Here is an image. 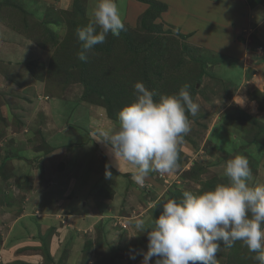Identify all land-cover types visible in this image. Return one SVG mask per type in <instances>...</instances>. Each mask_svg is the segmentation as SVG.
<instances>
[{
	"label": "rangeland",
	"instance_id": "1",
	"mask_svg": "<svg viewBox=\"0 0 264 264\" xmlns=\"http://www.w3.org/2000/svg\"><path fill=\"white\" fill-rule=\"evenodd\" d=\"M59 1L61 0H0V56L3 55L1 45L4 40L16 45L22 37L24 41H31L30 44L24 46L27 53L34 54L30 59H35V61L41 59L47 63V60H50L51 57L57 58L54 63V65H57H55L56 67L49 68L48 64L46 67H36L42 69L41 80L37 79L38 75L29 71V67H0V79L2 78L0 109L2 108L5 115L8 114L6 115L8 118L4 120L0 117V178L14 175L15 172L22 173L23 176L27 175V177L30 174L28 169L10 170V167L18 165L8 163L7 161L10 158L16 159L17 157L29 166L30 161L33 159L31 156L32 150L41 151L38 163L45 161L44 158H47L50 151L56 150L65 141L66 138L64 139V137L66 135L70 136L69 141L74 139V135L77 136L78 141L79 138L82 140L83 137L95 139L96 136H103L105 130L112 127L113 124H116L113 130L119 128L118 113L122 108H119L118 104L122 103L124 99H115L112 102L110 100L105 101L104 98L102 100L99 89L93 97L84 99L86 88L79 80L82 67H78V65L70 67V62L65 60L66 49H77L78 44L75 40L71 43L64 41L68 35L70 36V33L74 35L72 32H76L77 29L75 30L76 23H74V20L68 21L69 15L64 13L70 9L58 7ZM115 1L123 23L136 27L139 17L133 24L126 20L124 5H126L127 0ZM156 1L165 3L164 0ZM211 1L213 0H204L192 6L196 2L195 0H180L179 4L184 3V9L180 12L173 11L174 13L171 16L168 4L165 3L167 10L154 22L156 25H160L163 31L170 32L161 35L162 37L169 36V42L163 44L168 48L171 45L174 46L172 48L174 51L172 50V53L167 51L168 53L163 55L162 62L160 61L159 64H163L162 66L167 68L164 70L162 82L157 80L158 84L155 89L158 95L157 101H159L161 95L178 94L184 85H188L191 98L199 105V111L195 116L186 113L190 121V131L184 136L180 146L183 147L186 154H182V161L186 162L185 166L188 164L192 168L194 164L199 163L202 165L203 171L200 172V182L191 180L189 174L186 178L184 176L182 178V175L188 173L186 172L188 169L181 166L174 171L180 182H172V185L168 186L167 191L164 192L165 195L160 198H157V195L162 186L160 185L158 189V183L163 182V186H167L170 181L166 182L165 174L159 172L150 173L148 182H145L143 186H136L139 192L132 188L133 184H131V187L129 186L127 189V194L122 199L121 193H117V190L109 183H104L101 187L95 186L96 190L93 193L95 202L101 203L102 199L106 200L107 203L104 206L108 207L110 202L112 203L109 206L110 209L116 208L115 205L120 212L117 215L112 211L110 217H108L110 219L108 225H112L114 231L111 230L112 233H110L109 226V229H106L107 231L103 232L98 228L99 230L94 232V235L89 233L90 237L87 238V241L88 243L92 242L94 246H88L86 249L79 251V254L77 252L75 257L72 258L71 264H79L78 260H81L80 264H142V254L147 251L148 240L147 233L136 229V220L143 219L145 228L151 230L153 219L158 218L163 211L161 205L170 199H174L175 195L181 196L178 199L182 200L185 191L194 195L204 193L202 192L204 190L202 186L209 181L219 180L214 182H220L218 185L223 184L221 180H227L225 178H228L224 174V165L235 156L247 158L252 173L249 181L250 186L264 185V136L255 140L258 132L257 125L253 122L257 120L258 125H264V73H262L264 71V46L262 44L259 47L255 46L258 38V34L255 33L256 28L252 26L249 29L245 26L238 40L244 43L247 52L246 59L249 57V63L253 66L255 64V67H226L229 71L225 70V67H216L219 63L222 66L225 61L221 59V55L208 51V43L203 46L198 39L206 34L210 35L213 40L209 43L217 50L222 49L220 46L226 44L222 43V40L216 39L224 38L226 34L224 27L228 25H226L228 17L241 15L243 9L230 7L232 5L223 0V3L232 12L229 15L223 13L221 6L212 8ZM247 1L252 10H255L261 4L259 0ZM261 1L264 2V0ZM98 2L99 0H79V3L87 9L85 14L88 21H93L92 12ZM136 2L145 4L147 8L149 7V4L142 0H136ZM261 12L263 14V11ZM86 19L84 18V20ZM174 21L181 27L177 26ZM79 28H82V26H79ZM13 31H15L14 34L18 32L17 34L20 37H14V34H11ZM48 31L51 33H48ZM179 32L182 33L183 37L178 35ZM158 36L157 34L156 37ZM38 43H41L42 46ZM43 45L49 49L51 56L48 51H40V54L39 50L35 51L36 48H45ZM123 48L124 45L120 44V54ZM129 56L119 57L116 54L115 58L118 62L120 61L119 64L117 63L118 66L127 64ZM109 57L112 59L111 55ZM109 61L110 59L106 62L102 60V66L100 65V67H108ZM96 63L94 65L98 64ZM39 64L41 63L35 62L34 65L38 66ZM168 67L186 68L172 73ZM195 67L198 68L195 70ZM199 68H201V71H198ZM18 69H22L21 71L27 69L30 77L24 72L20 76L21 78L16 77L15 73ZM242 70H244L243 73ZM14 77L17 78L18 84L23 87V91L17 92L15 96L10 95L8 99L9 101L21 100V102L19 101L21 104L17 101L16 109H13L15 106L6 104L8 93L5 90L7 88L3 87L5 80L12 82ZM169 77L173 78L168 80ZM144 80L146 83V79ZM137 82H140V80ZM29 85L32 86L28 89L24 88ZM157 90H160V92ZM102 91L107 90L102 89ZM25 105L30 108H25ZM112 109L113 115L111 116L113 117L109 113ZM26 114L31 117L29 118L32 120L31 123L29 119L27 122L25 119V122L21 120V117ZM95 115L97 117L101 115V118H97ZM94 118L98 120L92 122ZM238 125H243V128L238 127ZM80 129L82 131L86 130V136H82ZM53 138L58 140H53ZM70 144L72 143H65L62 148L65 149ZM96 150L99 151L98 148ZM92 152L93 148L84 146L79 155L80 162L87 169V177L90 178L94 176L97 167L108 165L106 157L101 153L98 154V152H95L97 154L92 159L86 161V156ZM61 171H63V166L58 167V172ZM20 176L22 177V175ZM151 180L154 183H151ZM158 180L159 182H157ZM89 182L90 180L86 182L87 186H90ZM16 185L18 186L20 183L18 182ZM225 185H227L226 181ZM27 188H30L29 183ZM63 193L64 189L56 194L63 198ZM168 194L173 197H168ZM87 199H92V195L88 193ZM154 199H157L156 202ZM125 214L127 217L123 216ZM115 215L119 217L114 218ZM120 217H122L121 220ZM115 223L116 225H113ZM123 225H126V228H123ZM39 236L43 237L44 235ZM43 238L45 239L46 236ZM238 243L239 241L235 244ZM235 249L233 256L230 257L231 248H226L221 244V249L217 253L218 264H239L244 261H246V264H259V261L254 259L256 253L249 252L242 245V242L235 246ZM71 252L69 248L65 249L64 247L57 263L54 260L53 263L66 264L68 258L70 259L73 255ZM44 254L47 255L46 260L51 262L52 260L45 248ZM133 256H135V259L131 258ZM156 259V257H153L150 264H155Z\"/></svg>",
	"mask_w": 264,
	"mask_h": 264
},
{
	"label": "crops",
	"instance_id": "2",
	"mask_svg": "<svg viewBox=\"0 0 264 264\" xmlns=\"http://www.w3.org/2000/svg\"><path fill=\"white\" fill-rule=\"evenodd\" d=\"M179 1L180 0H164V2L168 4L170 16L174 13L173 11L180 12L184 9V3L179 4ZM195 1L196 2L193 3L192 6L204 0ZM226 1L229 2V5H232L230 7L243 9L241 15L232 18L230 16L228 17V22L226 21V25H228L227 27H224V32H226L224 38H214L216 40H222V43H225L226 45H221L220 48L222 49L220 50L215 49L209 43V41L213 39L207 34L199 37L198 40L201 41L200 43L203 44V46L207 43L209 44L207 45L209 52L216 53L217 55L219 54V56L221 55V59L225 62L222 66L220 63L217 64L216 67H225V70L227 71H229V69L226 67H255V64L253 66L249 63V57L246 59L247 52L245 51V45L238 39L245 26L249 29L253 26V28H256L255 33L258 34L259 38H257L255 46L259 47L261 44L264 46V2L259 0L261 4L258 5L255 10H252V7L247 0ZM223 2V0H213L211 1V6L212 8H218L221 6L223 13L225 12L226 14L231 15V10L227 8ZM73 3L74 0H61L59 1L58 7L62 9H70ZM124 7L126 8H124L126 11V20L132 24L135 23L139 15L147 9L145 4H138L136 0H127ZM261 11H263V14ZM174 23L177 25L175 21ZM14 32L15 31L11 32V34H14ZM17 33L18 32L14 34V37L19 36ZM30 43L31 41H24L22 37L21 41L16 45L10 44L8 41L4 40L1 45V47H3V55L0 56V64H2L0 67H28L27 65L30 62H41L46 67V65L49 64L48 61L50 62L51 60V53L48 51L50 60L48 59L47 63L41 59H36V61L35 59H30L34 54L27 53L24 48V46H27ZM36 50H39V54L40 51H47L38 48H36L35 51ZM21 70L22 69H18L16 71L18 73V75L15 73L16 77L21 78L20 76L23 75V72L24 74L27 73V69H25L26 72ZM243 72L244 70H242V73ZM262 73H264V71H262ZM16 77H14V81L12 82H7L5 80V84L3 85L4 88H7L5 90H7L6 92L8 93L6 104L15 106L13 109H16L17 101L19 103L21 100L9 101V96H15L17 92L23 91V87L21 84H18ZM219 80L221 79L219 78ZM238 83L240 84L239 80ZM0 85L2 88V78L0 79ZM31 86L32 85H29L24 88L28 89ZM25 108L29 109L30 107L25 105ZM1 113H3L2 108ZM10 114L12 115L11 112ZM3 115L5 118H8L6 117L8 114L5 115L3 113ZM28 116L29 115L27 114L24 115L21 117V120L24 121L25 119L27 122L28 119L31 118ZM100 116L101 115L97 117L95 115L97 118H101ZM96 120L98 119L94 118L92 122H95ZM29 121L31 123L32 120L29 119ZM30 126L32 127V124ZM115 126L116 124H113L112 127L106 129L105 132L113 130ZM85 131L86 130L82 131V129H80L82 136H86ZM92 133L94 132L92 131ZM69 138L70 136L66 135L64 137L65 141L59 145V148L50 151L46 159L43 157L45 161L38 163V161H40L39 155L41 154V151L36 152L35 150L31 151L33 159L30 161L29 166H27L24 161H20L19 158L17 159V157L16 159H8V163L18 164L10 167V170L28 169L30 176L28 175V178L27 175L23 176L22 173L19 174L15 172L14 175H8L6 178H3L4 176H2V178H0V262H2V264H54L53 260L57 263L64 247L65 249L69 248L70 251H72L71 253L73 255L70 259L68 258L66 263L71 264V260L75 257L77 252L79 254V251L86 249L88 246H94L92 242L88 243L87 241V238L90 237L89 233L94 235V232H97L99 229L103 232L107 231L106 229H109V226V232L112 233L111 230L114 231L112 225H108V222L110 221L108 217H110L112 211L117 215L120 212L115 205L114 207L116 208L110 209L111 207L109 206L112 204L110 202L108 207L104 206V204L107 203L106 200L102 199L101 203L95 202L93 194L94 190H96L95 186L101 187L104 183H109L117 190V193H121V199L125 197L127 189L129 186L131 187V184H133L132 188L139 192V189H136V186L139 185H137L131 178V165L119 159L117 161L115 160L114 156L110 153L109 146L105 142L100 141L104 139V136H96V138L94 137L95 139L83 137L82 140L79 138L78 141L77 136L74 135V142H72L73 140L69 141ZM86 139L88 140L86 141ZM53 140L58 139L53 138ZM68 142L72 144L63 149L62 145ZM84 146L93 148V152L86 156V161L92 159L94 155L97 154L95 152H98V154L101 153V155L105 156L108 162V165L97 167V171L91 178L87 177V169L84 167V164L80 162L79 155ZM179 146L180 143H178L177 147ZM97 148L100 152L96 150ZM180 150L182 154H185L182 146H180ZM62 166L63 171L58 172V167ZM178 167L180 168V166ZM185 168L189 170L191 166L187 164ZM106 171L111 172V178L106 177ZM150 173L145 182L150 180ZM15 174L19 175L16 176ZM20 175H22V177ZM165 176L167 179L166 182L170 181V184L163 186V182L160 184L158 183V189L160 188V185L162 188H160L157 198L165 195L164 192L167 191L168 186L172 185V182H180L178 175L175 172L165 174ZM27 178L30 188H27L28 183L23 184V182H27ZM88 180H90V186H87L86 182ZM18 182L20 183V185H18L20 187L16 185ZM157 182H159V180ZM151 183H154V181L151 180ZM63 189L64 197L61 198L56 193ZM80 191H82V193H80ZM88 193L92 195V199L90 200L87 199ZM156 200L157 199H154L155 202ZM117 215H115L116 217L114 218L119 217ZM123 216L127 217L126 214ZM121 219L122 217H120V220ZM113 225H116V223ZM39 235H44L46 238L44 239V236L40 237ZM44 248L51 258V262L46 260L47 255L44 254ZM78 263L80 264L81 260H78Z\"/></svg>",
	"mask_w": 264,
	"mask_h": 264
},
{
	"label": "clouds",
	"instance_id": "3",
	"mask_svg": "<svg viewBox=\"0 0 264 264\" xmlns=\"http://www.w3.org/2000/svg\"><path fill=\"white\" fill-rule=\"evenodd\" d=\"M92 16V22L76 30L81 42L77 55L82 62L109 33L119 36L125 27L115 0H99ZM134 94V102L118 113L119 128L105 132L100 141L109 146L116 161L131 165L132 180L143 186L150 172L176 170L177 145L190 131L186 113L195 116L199 105L191 98L188 85L178 94L161 95L155 101L154 93L137 82ZM224 174L230 180L227 185L219 184L199 195L185 191L179 202L163 203L151 230L145 228L143 219L136 220V229L147 233L148 240L142 264H150L153 257L155 264H218L221 244L231 248L237 241L264 264V185L250 186L252 173L243 156L228 160ZM105 175L111 178V172Z\"/></svg>",
	"mask_w": 264,
	"mask_h": 264
},
{
	"label": "trees",
	"instance_id": "4",
	"mask_svg": "<svg viewBox=\"0 0 264 264\" xmlns=\"http://www.w3.org/2000/svg\"><path fill=\"white\" fill-rule=\"evenodd\" d=\"M143 2L149 4V7L147 10H145L138 19V24L136 27H133L131 25H128L127 23H124V30H122L119 34V36H113L111 33H109L106 37V40L103 44L96 45L90 52H88L87 60L86 62H82L78 59V52L81 51V42L78 40L76 32L68 35L66 40L64 42L71 43L72 41H77L76 44H78L77 49H70L67 48L65 55V60H68L71 64L70 67H82L81 72L79 73V80L83 83L85 86V94L84 99H89L93 97L94 93L97 92L99 89L100 91V97L105 99V101L110 100L111 102L115 99H124L122 103L118 104L119 108H123L124 106L134 102L135 100V94H134V85L137 83V81L140 80L143 84L145 83V87L148 88L150 91L154 93L153 99L157 101L158 95L156 94L155 89L157 88V80L159 82H162L164 70L167 67H163L160 64V61L162 62L163 55L165 53H172V50L174 51V46L171 45L169 48L166 47L163 43L169 42V36H161L166 33H170L169 31H163V29L160 27V25H156L155 19H157L163 12L167 10V5L163 2H159L156 0H142ZM87 9L83 7L81 3H79V0H74V3L69 11H65L66 15H69L68 21L73 19L74 23H76V29L79 28V26L85 27L87 26L91 21H88L86 19L87 15L85 14ZM63 13V12H62ZM84 18L86 20H84ZM77 19V21H76ZM82 19V20H80ZM160 27V28H159ZM25 29V28H24ZM20 32L22 30H19ZM100 29L97 27V32H99ZM26 33V31H25ZM48 33H51L48 31ZM22 34H24L22 32ZM159 35L156 37V35ZM76 35V36H75ZM180 37L182 36V33H178ZM45 42V41H44ZM42 46L41 43H38ZM120 44L124 45L123 51L120 54ZM45 46V45H43ZM46 48V46H45ZM43 48V49H45ZM49 51V49H45ZM168 51V52H167ZM125 56L130 55L127 64H121L118 66L120 61L118 62L117 58H115V55ZM112 56V59L109 56ZM56 57H51V60L48 64L49 68L56 67L54 65L56 61ZM108 67H100L102 64V60L106 62L108 61ZM95 62H97V65H94ZM114 62V63H113ZM41 63V62H39ZM118 63V64H117ZM35 62L28 63L29 71H32L34 74L38 75L39 77L37 79L41 80L42 78V69L36 68V67H44V64L41 63L38 66L34 65ZM102 66V65H101ZM162 66V67H161ZM27 67V68H28ZM170 68L171 72L179 71L181 69H185L186 67H168ZM193 68V67H192ZM198 67H195V70ZM201 71V68L198 69V71ZM72 74V73H71ZM200 77V76H199ZM141 78V79H139ZM173 77H169L168 80L172 79ZM139 79V80H138ZM200 80V79H199ZM104 85V86H103ZM106 85V86H105ZM166 88V87H165ZM102 89H106L107 91H102ZM160 92V90H157ZM194 94L195 91L193 90ZM87 97V98H86ZM113 108V107H112ZM110 116L113 115V109L109 111ZM0 117L2 119H6L3 116V113H1L0 109ZM113 117V116H111ZM257 125V134L256 139L258 140L261 136H264V125H258L257 120L253 121ZM238 127L243 128V125H238ZM184 138V137H183ZM178 152V166H185V163L182 161V152L180 150V147H177ZM195 166V167H194ZM202 165L194 164L192 168H190L188 173L182 175V178H186L187 174H189V178L195 182H200V172H202ZM184 176V177H183ZM227 180H221L223 184L225 185V181L227 184L230 183L228 178H225ZM219 180H212L208 183L203 184V191L207 192L215 189V187L220 182H214ZM28 183L23 182V184ZM175 195V194H174ZM169 197H173L172 195L168 194ZM174 200L178 201L181 198V196H174ZM240 243V242H239ZM238 244H234L233 247H231L230 250V257L233 256L235 252V246H238ZM239 264H246V261Z\"/></svg>",
	"mask_w": 264,
	"mask_h": 264
},
{
	"label": "built area",
	"instance_id": "5",
	"mask_svg": "<svg viewBox=\"0 0 264 264\" xmlns=\"http://www.w3.org/2000/svg\"><path fill=\"white\" fill-rule=\"evenodd\" d=\"M163 177V175H161ZM123 228H126V225H123Z\"/></svg>",
	"mask_w": 264,
	"mask_h": 264
}]
</instances>
